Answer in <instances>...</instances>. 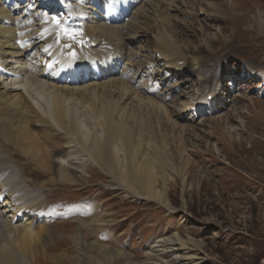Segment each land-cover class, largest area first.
<instances>
[{
	"label": "rangeland",
	"instance_id": "1",
	"mask_svg": "<svg viewBox=\"0 0 264 264\" xmlns=\"http://www.w3.org/2000/svg\"><path fill=\"white\" fill-rule=\"evenodd\" d=\"M24 1L31 11L39 12L33 5L38 0ZM87 1L55 0L59 5H45L39 18H53L56 23L50 21L47 30L52 32L45 31L50 36L46 44L54 45L58 59H62L64 52L62 62L68 60V65L75 67L91 57L98 70L103 71L106 66L115 65L118 53L109 40H105L107 46L96 47L90 23L80 17L81 11H89L91 3ZM166 3V8L171 3L169 9L158 7L152 11L158 13L159 19L148 14L147 27L133 44L137 52L132 58L133 66L125 76L119 74V79L131 83L135 94L150 98L161 108L156 112L148 104H140L132 115L134 119L125 120V125H131V130L135 127V138L139 134V139L157 146L166 154L163 158L173 162L174 170L165 168L167 177L173 179L167 195L171 210L112 186L111 177L88 155L90 136L82 145L59 124L30 110L35 116L33 120L42 126L29 122L25 126L28 138L0 147V157L18 174L21 167L27 171L22 182H27V188H33V180L36 184L44 181L43 191L25 189L32 193V198H45L43 206L47 209L43 212L45 218L32 228L35 232L39 226L51 229L53 237L47 241L42 234L43 241L36 240L31 247L37 250L20 258L21 264H175L172 250L162 258L154 252L158 240L175 236L197 244L199 258L194 264H264V60L251 62L245 54L228 52L235 43L232 37L246 36L250 38L245 41L249 49L255 51L254 43L261 45V52L256 53L264 57V0ZM136 7L129 6L130 12ZM223 8L232 19L240 15L242 21L237 30L230 25L232 22L225 24L224 19L215 16L223 18ZM227 26L231 30H224ZM164 31L172 36L180 55L169 51V57L158 59L154 37ZM223 45L226 46L219 48ZM215 52L225 54L211 60ZM202 58L210 60V64H198ZM176 63L183 66L182 70H176L178 66L172 69L171 64ZM163 67L171 69L160 72ZM213 88L219 94L217 104L221 108L211 111L207 96ZM223 93L228 94V102H221ZM201 99L204 107L197 110L195 102H202ZM33 100L37 102H32L33 106L45 115L44 109L39 108L40 100ZM229 114L233 121L224 118L217 123L221 116ZM77 116L83 121V111ZM228 129L230 136L220 143V135L214 131L225 134ZM28 141L38 147L31 149ZM6 148L9 151H3ZM208 152L218 160L210 161ZM52 159L70 168V181L54 170L42 171V166L53 167Z\"/></svg>",
	"mask_w": 264,
	"mask_h": 264
},
{
	"label": "bare ground",
	"instance_id": "2",
	"mask_svg": "<svg viewBox=\"0 0 264 264\" xmlns=\"http://www.w3.org/2000/svg\"><path fill=\"white\" fill-rule=\"evenodd\" d=\"M168 1L173 0L87 1L91 3L88 7L89 11L80 12V17L83 16L90 23L91 28L89 27V29H93V38L97 43L96 47L107 46L105 40H109L114 44L118 53L115 58V65L106 66L103 71H99L95 60L91 57L75 67L68 65V60L64 57L67 60L65 64L64 61L62 62L64 52L62 59L59 58L61 59L59 60V55L56 57L57 53L54 54V45L52 44L51 47V45L46 44V41L48 42L50 38L49 34L46 35V32L49 33L51 30L50 28V30H47V26L50 21H53V23L55 21L51 20L53 18L40 19L39 13L44 11L45 5L57 4L55 0H38L34 5L38 6L39 12L30 11L29 6L24 5V0H0V147H8L12 143L11 141L23 142L26 140L29 132L25 129V126L29 122L34 126H42L38 120H33L35 116L30 111L33 110L35 114L47 117L52 123L59 124L75 136L82 145H85V139L90 136L87 145L88 155L92 157L101 170L111 177L112 186L134 194L139 200L155 201L162 207L171 210L167 195L170 179L172 178L167 177L165 168L174 170L173 162L163 158L166 155L164 151L161 153L157 146L152 147L151 142L147 143L146 141V150L144 147L146 143L138 138L139 134L136 136L137 138L134 137V134H137V132L133 133L135 127L132 131L129 128L131 125L126 126L127 123L125 125V120L133 118V113H136V109L140 104H148V108L156 112H159L161 108L152 103L150 98L135 94L134 89L130 88L131 83L128 85L127 82L125 83L124 80L122 82L119 79V74L125 76L124 73H127L133 66L132 58L137 54L133 50V44L140 37L139 35L142 36L141 30L146 29L148 14L152 13L156 19H159L158 13L152 11H155L158 7L165 9V4L167 5L166 2ZM128 6L137 7L130 12ZM230 8L232 7L230 6ZM229 11L231 10L229 9ZM233 11H235V8H233ZM74 13L78 15L76 12ZM128 14H130L129 18L126 19ZM230 15L226 8H223V18L215 14L218 19H224L225 24L232 22L230 25H235L233 28L235 27V30H237V26L242 21L240 15H235L233 19ZM228 26L224 30L232 28H228ZM52 29L55 30L54 27ZM55 33L57 35V32ZM232 38L235 43L228 51L230 54L234 51L245 54L251 62H254L255 59L264 60V57L260 58L256 53V51L261 52V45L253 42L254 51L249 49L248 44H245V41L250 38L246 36L243 39H238L236 36ZM154 39L158 43L156 45L158 48L155 47L158 59L165 57L169 51L180 55V50L175 46L172 36L167 32L164 31L156 35ZM255 40L258 41L257 38ZM68 42L66 41V43ZM225 46H219V48ZM87 53L88 51L85 54ZM224 54L215 52L211 60L219 59ZM168 55L167 57H169ZM197 63H201V65L210 64V60L202 58V61ZM258 63L259 65L262 64V62ZM152 64H149V66H152ZM171 66H173L172 69H175L178 63L171 64ZM164 67L160 72L165 73L171 69ZM182 68L183 66H178L176 70L180 71ZM141 72L146 71L142 70ZM251 75L253 76V74ZM101 77L104 80L100 81ZM251 79L254 80V78ZM227 95V93L222 94L224 99L221 102L229 101ZM33 97L40 100L39 102L42 105L38 104L39 108L44 109L46 116L33 106L32 102L37 103L33 100ZM207 98L211 100V105H209L211 111L221 108L217 104L219 94L216 89L213 88ZM195 103L197 110L204 107L203 100L202 102L198 100ZM79 106H88V108L85 110ZM80 111H83V121L77 116ZM86 117H88L87 120ZM224 118L232 121L234 119L233 115L229 114L221 116L216 122L222 123ZM86 122H90V125H86ZM131 124H133L132 121ZM214 133L220 135L219 142L221 143L226 136H230L231 131L228 129L225 134L218 131H214ZM143 135L141 134V137ZM28 144L31 149L38 147L31 141H28ZM9 149L6 148L3 151H9ZM149 150L153 152V155L148 152ZM208 155L210 161L218 160L216 156L209 152ZM52 162V168L48 165L42 166V171L51 172V170H54L62 175L65 180L70 181V168L63 162L53 161V159ZM159 165L163 166L164 169ZM17 172L10 165H5L0 157V264H21L20 258L24 259L28 253L37 250V247L31 249L36 240L41 243L42 238L52 241L53 237L51 229L39 226V229L35 232L32 228L37 221L45 218L43 213L47 211L43 206L45 198L40 200L39 197L32 198L30 192L32 187L29 189L27 188V182L22 183L27 171L21 167L20 173ZM33 181H31L32 189L36 191L44 190V181L37 182V184ZM182 181L184 182L183 178ZM42 234L45 236L41 238ZM49 243L48 245H50ZM154 247L156 248H153L155 255L161 258L168 255V250H172V263L175 264H194L192 262L199 258L197 244L191 239L183 240L178 236H175L174 239L161 238ZM117 255L118 253L115 254V256Z\"/></svg>",
	"mask_w": 264,
	"mask_h": 264
}]
</instances>
